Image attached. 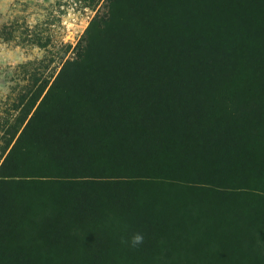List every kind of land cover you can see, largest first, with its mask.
I'll return each instance as SVG.
<instances>
[{
  "label": "trees",
  "instance_id": "16d2710c",
  "mask_svg": "<svg viewBox=\"0 0 264 264\" xmlns=\"http://www.w3.org/2000/svg\"><path fill=\"white\" fill-rule=\"evenodd\" d=\"M125 2L106 0L105 10L96 13L84 32L87 45L71 62L76 64L68 73L71 85L58 86L60 76L56 79L0 165V189L9 186L5 199L0 195V264H232L226 251L218 248L226 240L229 223L235 226L230 237L244 248L245 238L252 236L251 225L245 223L255 221L246 214L248 205L253 202L254 209L264 213V186L258 180L264 182V127L255 126L250 132L242 120L226 122L223 127L236 139L223 151L218 148L212 155V149L188 150L192 159L165 160L164 165L135 150L128 138L112 137L119 128L143 129L151 123L143 127L127 117L109 126L103 123L107 97L99 82L109 88L114 71L102 67L97 71L93 52L110 38L112 24L128 16ZM203 2L208 6L201 8L200 18L212 16L204 33L217 24L212 20L217 14L227 28L243 26L234 32L238 36L257 33L264 49V0ZM172 3H164L163 9L174 8ZM15 31L12 26L0 27L1 35ZM23 38L41 47L47 43L42 37ZM81 79L87 84H73ZM213 131L221 133L220 126H213ZM85 132L98 136V144L76 137ZM104 136L109 140L102 147ZM209 143L217 144L206 137L199 142L200 147ZM235 145L256 166L226 171L238 175L243 184L217 175L219 168L212 167L219 154ZM255 151L261 152L257 156ZM63 232L67 234L61 238ZM136 233L144 239L133 247L130 240ZM69 240L77 242L68 246Z\"/></svg>",
  "mask_w": 264,
  "mask_h": 264
},
{
  "label": "rangeland",
  "instance_id": "374dc122",
  "mask_svg": "<svg viewBox=\"0 0 264 264\" xmlns=\"http://www.w3.org/2000/svg\"><path fill=\"white\" fill-rule=\"evenodd\" d=\"M170 1L128 0L124 3L128 16L112 24L110 38L102 40L93 52L98 59L97 71L101 67L114 71L112 82L107 83L109 88L99 82L107 97L103 123L109 126L123 117L138 120L143 127L151 122L143 129L119 128L112 137L120 141L128 138L135 150L147 152L151 161H163V165L165 160L192 159L188 150L195 153L212 149V155L218 148L223 151L236 139H231L223 127L226 122L236 124L242 120L250 126V132L255 126L264 127V49L257 42V33L238 36L234 32L243 26L227 28L217 14L212 19L217 24L204 33L203 28L212 18H200L201 8L208 6L204 0H173L174 8L163 9V4ZM105 3L106 0H0V27L7 25L16 30L11 35L0 34V165L56 79L60 76L58 86L71 85L68 73L76 67L71 62L87 45L84 32L96 13L105 10ZM222 4L231 7L228 1ZM165 10L168 12L163 23ZM174 29L178 32L172 34ZM23 36L42 37L47 40L46 46L27 43ZM82 83L86 82L81 79L73 84ZM213 126H220L221 133L213 131ZM76 137L98 144V136L86 132ZM205 137L217 144L200 147ZM107 140L105 136L100 139L102 147ZM112 145L118 146L113 141ZM243 151L235 145L226 151L230 154L216 156L218 163L212 167L219 168L217 175L239 183L238 175L229 176L226 171L256 169ZM255 152L258 156L261 151ZM238 156L242 161L237 160ZM236 163L243 165L240 168ZM258 180L263 187L262 179ZM8 190L5 185L0 189L5 191L0 193L3 199ZM255 207L253 202L247 207L246 214L255 221L245 223L251 225L252 236L245 238L244 248L230 237L235 230L233 222L229 223L225 242L218 246L226 251L232 264H264V213ZM239 225L243 226V222ZM150 236L149 243L154 241ZM76 242L66 243L69 246Z\"/></svg>",
  "mask_w": 264,
  "mask_h": 264
},
{
  "label": "clouds",
  "instance_id": "9594fccd",
  "mask_svg": "<svg viewBox=\"0 0 264 264\" xmlns=\"http://www.w3.org/2000/svg\"><path fill=\"white\" fill-rule=\"evenodd\" d=\"M143 239H144L143 234L141 233L134 234L130 240L131 246L133 247L138 246L139 244L143 243ZM125 243H128V241H125Z\"/></svg>",
  "mask_w": 264,
  "mask_h": 264
}]
</instances>
